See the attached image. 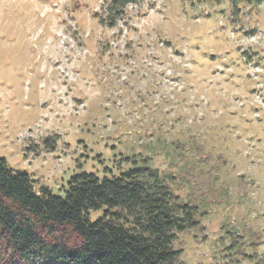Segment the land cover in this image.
<instances>
[{
	"label": "rangeland",
	"instance_id": "374dc122",
	"mask_svg": "<svg viewBox=\"0 0 264 264\" xmlns=\"http://www.w3.org/2000/svg\"><path fill=\"white\" fill-rule=\"evenodd\" d=\"M105 11L0 0V157L57 195L80 171L149 166L196 210L180 262L264 257V4L138 0L113 26Z\"/></svg>",
	"mask_w": 264,
	"mask_h": 264
},
{
	"label": "trees",
	"instance_id": "16d2710c",
	"mask_svg": "<svg viewBox=\"0 0 264 264\" xmlns=\"http://www.w3.org/2000/svg\"><path fill=\"white\" fill-rule=\"evenodd\" d=\"M137 1L104 0L101 22L113 26ZM49 142L44 145L54 150ZM33 182L0 157V264H46V258L62 264H183L174 242L197 226L195 207L149 166L110 176L80 171L70 176L62 195L45 186L35 190ZM250 264H264V257Z\"/></svg>",
	"mask_w": 264,
	"mask_h": 264
}]
</instances>
